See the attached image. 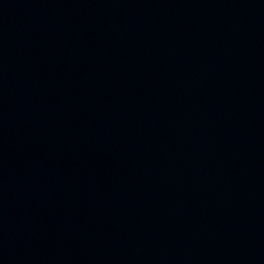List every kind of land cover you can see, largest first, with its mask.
I'll return each mask as SVG.
<instances>
[{
  "label": "water",
  "instance_id": "1",
  "mask_svg": "<svg viewBox=\"0 0 264 264\" xmlns=\"http://www.w3.org/2000/svg\"><path fill=\"white\" fill-rule=\"evenodd\" d=\"M0 264H264V0H0Z\"/></svg>",
  "mask_w": 264,
  "mask_h": 264
}]
</instances>
